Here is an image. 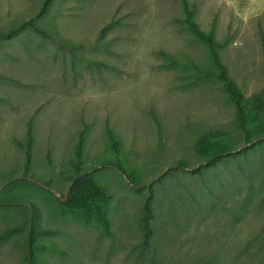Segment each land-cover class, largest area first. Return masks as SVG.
I'll return each instance as SVG.
<instances>
[{
	"label": "rangeland",
	"instance_id": "374dc122",
	"mask_svg": "<svg viewBox=\"0 0 264 264\" xmlns=\"http://www.w3.org/2000/svg\"><path fill=\"white\" fill-rule=\"evenodd\" d=\"M40 1L0 0V30L35 13ZM187 2L201 29L214 27L220 58L243 94L259 92L264 0ZM181 15L180 0H53L40 22L67 42L30 30L0 41V180L21 171L13 139H23L31 121L30 170L50 182V189L24 184L0 195V230L20 226L0 243V264H30L29 202L4 205L11 193L36 202L41 227L51 231L37 237L48 244L42 264H264V142L202 167L194 143L203 132L222 129L235 145L244 142L220 83L195 80L162 54L210 66L205 44L177 21ZM106 127L120 138L121 166L136 186L104 164L115 160ZM81 130L82 165L95 164L91 171L109 197L108 233L60 204ZM145 198L152 228L146 242Z\"/></svg>",
	"mask_w": 264,
	"mask_h": 264
},
{
	"label": "trees",
	"instance_id": "16d2710c",
	"mask_svg": "<svg viewBox=\"0 0 264 264\" xmlns=\"http://www.w3.org/2000/svg\"><path fill=\"white\" fill-rule=\"evenodd\" d=\"M53 0H41L35 13L27 18L19 19L11 24L8 28L0 30V41L9 39L23 30H30L44 39L51 40L57 44L67 42L59 34L52 30H47L42 24L41 19L47 13ZM182 6V15L177 21L184 27L194 38L203 42L206 46L207 57L210 63L209 67L201 66L191 59L184 61L178 60L167 53H162L166 58L167 63L181 66L188 70L189 75L193 79H211L217 80L221 87L226 92L228 99L232 103L236 114V126L239 130L243 142L240 145L234 144L233 135L222 129H210L203 132L194 143V150L197 155L202 157L204 165L207 167L211 164L220 162L223 159L237 158L239 155L246 153L249 149L264 142V86L261 90L250 96H245L229 76L225 64L222 62L219 55L220 43L215 39L214 27L211 26L208 30L200 28L194 20V8L190 6L187 0H180ZM264 50V37L261 39ZM2 74H0V77ZM153 120L157 128H160V123L156 115H153ZM33 125L31 121L27 122L24 138L13 139L15 145L23 153V164L21 171H10L5 174L0 180L1 189L0 195L6 190L18 189L24 184L40 188L38 184L48 186L49 181L39 179L37 175L31 172L32 163V148H33ZM105 134L108 142V153L115 160L106 161L104 164H109L117 168L126 176L128 183L137 185L138 182L132 172L127 173L120 160L124 153L120 138L109 128H105ZM84 131L78 133L75 149L72 158L69 160L71 173L68 175V188L64 200L60 204L67 210L74 211L82 215L85 219H90L98 224L105 232H109L110 222L106 213V205L108 195L104 186L97 180L94 173L91 171L95 164L90 167L82 165V151L84 146ZM181 167L185 163L178 161ZM200 169L193 168L192 172ZM42 186V185H41ZM10 194V193H9ZM11 193L2 199L4 205L9 207H19L24 202H29L26 206V215L24 222L26 224L25 231V247L26 259L30 264H42L41 253L46 245L37 241L38 236L45 233H50V230L43 229L40 225V209L34 201H26L20 199ZM14 197H13V196ZM144 211L142 213L141 224L143 238L148 241L151 237L152 228L150 226L151 212L148 205V200L145 198ZM20 226H6L0 230V243L10 235L17 233ZM52 247V245H51Z\"/></svg>",
	"mask_w": 264,
	"mask_h": 264
},
{
	"label": "water",
	"instance_id": "95a60500",
	"mask_svg": "<svg viewBox=\"0 0 264 264\" xmlns=\"http://www.w3.org/2000/svg\"><path fill=\"white\" fill-rule=\"evenodd\" d=\"M41 185L44 186V187H46V188H48V189H50L49 187L45 186L44 184H41ZM64 198H65V196H63L61 199L64 200Z\"/></svg>",
	"mask_w": 264,
	"mask_h": 264
}]
</instances>
